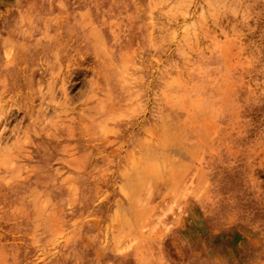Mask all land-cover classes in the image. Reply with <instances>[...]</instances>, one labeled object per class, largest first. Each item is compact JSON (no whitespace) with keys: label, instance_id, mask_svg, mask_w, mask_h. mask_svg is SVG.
Instances as JSON below:
<instances>
[{"label":"rangeland","instance_id":"obj_1","mask_svg":"<svg viewBox=\"0 0 264 264\" xmlns=\"http://www.w3.org/2000/svg\"><path fill=\"white\" fill-rule=\"evenodd\" d=\"M0 264H264V0H0Z\"/></svg>","mask_w":264,"mask_h":264}]
</instances>
